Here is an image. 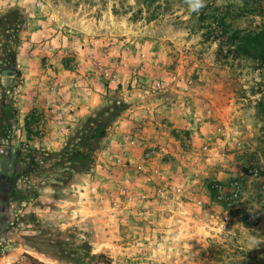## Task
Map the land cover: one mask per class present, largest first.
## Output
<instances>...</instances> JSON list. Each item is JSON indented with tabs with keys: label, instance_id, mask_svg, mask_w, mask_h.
I'll return each mask as SVG.
<instances>
[{
	"label": "rangeland",
	"instance_id": "1",
	"mask_svg": "<svg viewBox=\"0 0 264 264\" xmlns=\"http://www.w3.org/2000/svg\"><path fill=\"white\" fill-rule=\"evenodd\" d=\"M13 7L24 15L32 10H72L84 22L104 24L103 35L59 27L69 30L81 47L104 38L99 46H89L88 68L97 73L104 90L97 106L114 95L132 105L175 91L191 103L188 107L197 116L185 114L197 121L171 129L172 135H182L173 151L186 154L190 142L207 138L212 130L222 143V158L230 159L236 175L223 182L200 180L201 184L198 175L179 178L178 162L192 158L176 160L157 147L144 148L142 159L152 150V158L169 166L168 174L152 171L145 158L136 165L129 153L133 143L117 137L113 124L93 169L75 176L66 189L52 186L59 174L48 168L51 161L43 164L44 171L15 179L25 162L15 163L16 150L24 158L54 150L70 123L78 119L69 115L70 107L61 104L62 98L54 96L50 71L54 63L48 52L52 43L40 38L41 27L26 22L17 48L20 76L0 74V84L17 111L16 130L0 138V247L7 251L0 264L17 263L24 252L47 264H59L20 245L21 236L35 234L39 228L54 233L70 229L74 246L89 241L92 254L110 259L93 264L264 262V251L242 249L222 230L202 238L197 227L201 216L219 214L213 206L240 212L242 204L240 215L247 226L257 219L264 221V63L246 57L240 39L264 31V0H206L198 13L189 12L184 0H0V14ZM73 59L61 62L69 67ZM157 81L159 88L154 85ZM224 114H229L227 123L218 120ZM180 167L186 169L183 163ZM231 181L240 185L243 198L227 209L216 202L210 185ZM31 188L36 189L34 199L24 197ZM12 190L24 200L9 198ZM196 207L203 213L195 214Z\"/></svg>",
	"mask_w": 264,
	"mask_h": 264
},
{
	"label": "crops",
	"instance_id": "2",
	"mask_svg": "<svg viewBox=\"0 0 264 264\" xmlns=\"http://www.w3.org/2000/svg\"><path fill=\"white\" fill-rule=\"evenodd\" d=\"M26 15V14H25ZM84 17H77L72 10H32L26 15L27 25H35V27H41L43 29L40 32H46L50 37L51 32L54 28L57 27H70L75 29L83 34H99L103 35L107 33V30H100V27H105L100 21L96 24L91 23L89 19ZM94 26L90 28V26ZM38 30V29H37ZM104 38H99L96 42H87L83 44L82 47L78 46L77 53L74 59L71 61L69 67H65L61 61H58L53 56L52 62L54 67L50 69L54 81V88L56 92L54 93L57 98H62L60 100L62 105L70 107V116L74 117L75 115L78 118L88 114L87 110L96 107L100 101L102 94L104 92L102 83L97 77V73L88 68L89 57L91 56V49L89 46L94 45L95 47L101 44V41ZM53 46L57 45V39L51 41ZM98 43V44H97ZM88 45V46H87ZM94 49V48H93ZM94 51V50H93ZM95 52V51H94ZM173 93V94H172ZM174 92L168 93H159L156 96L148 97L147 99L137 100L135 103L130 105L129 109L126 110L114 123L111 129H114L115 135L123 140L129 138L133 145L130 146V155L132 159L140 165L144 160L142 159V150L147 147H157L162 153L174 155L176 160L178 156L182 159L192 158V160L178 162L176 171L179 178L198 175V184L200 180L210 181H227L230 177L236 175V168L231 163L228 157L222 158V143L217 139L215 134L212 133V130L208 132L207 138L197 137L195 142L192 144L190 142L191 148L187 153L183 154L177 151H173L175 144L180 140L182 135L178 136V133L171 134L172 128L183 127L186 123L191 121L195 124L196 117H191L185 113L195 114L193 108L188 107L189 104L187 101L182 100L180 96L174 94ZM178 97L181 99V103L178 100ZM63 98L65 100H63ZM68 101V102H67ZM201 113V108L198 109ZM87 112V113H86ZM226 115V120L224 118ZM218 119L221 123H227L229 114H224ZM198 116L201 118V114ZM75 120V119H74ZM78 119L75 120V122ZM75 122L70 123L69 127L71 128ZM218 123V122H217ZM178 132V130H175ZM213 134L212 137H209V134ZM65 136V134H64ZM63 136V137H64ZM216 137V138H215ZM194 141V140H193ZM63 140L60 142L59 146L54 147L55 151L57 150ZM203 143L206 146H210V149H207L206 146H203ZM206 147V148H204ZM173 148V149H172ZM212 148V149H211ZM205 149V150H203ZM187 155V156H186ZM165 156V155H164ZM168 157V156H167ZM152 162L145 161V165H149L151 170L158 172L159 169L163 175L168 174L167 169L169 166L165 162H161L155 158H151ZM186 167L182 169L180 164ZM146 165V166H147ZM156 166V167H155ZM158 168V169H157ZM175 170V169H174ZM235 170V172H234ZM238 172V171H237ZM172 174L171 172H169ZM181 174L183 175L181 177ZM195 182V181H194ZM203 183V182H202ZM219 207L213 206L214 211L219 214H214L211 217L201 216L197 221L198 230H201L202 238L205 235H211L221 230L225 232L227 239H234L237 242L241 243L242 249H257L264 251V221L262 219H257L254 224L244 222L241 218L240 212L243 211L242 204L240 212L236 210L222 211L218 209ZM195 214L203 213V211L197 207L194 209ZM199 217V216H198ZM215 231V232H214ZM229 235H234L229 237ZM251 251V250H250Z\"/></svg>",
	"mask_w": 264,
	"mask_h": 264
},
{
	"label": "trees",
	"instance_id": "3",
	"mask_svg": "<svg viewBox=\"0 0 264 264\" xmlns=\"http://www.w3.org/2000/svg\"><path fill=\"white\" fill-rule=\"evenodd\" d=\"M26 25V17L18 8L13 7L0 14V70L3 75L8 71L14 72L19 77L18 70V44L20 34ZM242 48L246 57L264 63V31L250 32L240 37ZM12 75V76H13ZM130 104L121 96L114 95L106 98L101 105L92 108L88 114L78 118L71 128L66 129L63 144L55 151L41 152L40 156L24 158L19 150L15 151V163L25 160L19 169L15 179L28 178L35 173L44 171L43 164L51 161L50 168L55 171L56 178L52 186L64 190L69 187L75 176L89 173L96 161V156L102 149L109 128L118 121L120 116L128 110ZM16 108L12 101L6 97L5 89L0 84V138H5L8 133L16 130ZM26 131L30 133L26 126ZM23 157V158H22ZM27 160V161H26ZM36 189L31 188L24 197L36 198ZM12 200H24L22 195L12 190L9 193ZM31 220L38 221L34 216ZM70 229L54 233L45 228H39L35 234L21 236V246L28 252L35 253L44 258L56 261L59 264H93V262L107 263L109 258L102 254H92L89 241L81 240L77 246L70 242L73 237ZM69 234V235H68ZM71 234V235H70ZM7 251L0 247V256L6 255ZM14 264H47L32 255L24 252L22 259ZM257 264H264L258 262Z\"/></svg>",
	"mask_w": 264,
	"mask_h": 264
},
{
	"label": "built area",
	"instance_id": "4",
	"mask_svg": "<svg viewBox=\"0 0 264 264\" xmlns=\"http://www.w3.org/2000/svg\"><path fill=\"white\" fill-rule=\"evenodd\" d=\"M39 36L41 39L50 42L54 38L57 39L58 43L56 46H53L51 44L48 47V51H51L52 52L51 54L57 60L69 61L76 56L77 48H78L77 45L78 40L69 30H64L62 28L57 27L54 28L53 32H51L50 37L46 36L44 32H40ZM154 85L156 88H159L160 82L157 81L154 83ZM153 154L154 152L152 150H147L143 154V157L146 160H149L152 158ZM210 187L214 192V199L216 200V202L220 203L222 206H224L227 209L234 208L237 201H240V199L243 198L240 185H238L236 181H231L226 184H221L220 182H213L210 185ZM250 217L253 216L250 215Z\"/></svg>",
	"mask_w": 264,
	"mask_h": 264
},
{
	"label": "clouds",
	"instance_id": "5",
	"mask_svg": "<svg viewBox=\"0 0 264 264\" xmlns=\"http://www.w3.org/2000/svg\"><path fill=\"white\" fill-rule=\"evenodd\" d=\"M189 12L198 13L206 7V0H184Z\"/></svg>",
	"mask_w": 264,
	"mask_h": 264
},
{
	"label": "water",
	"instance_id": "6",
	"mask_svg": "<svg viewBox=\"0 0 264 264\" xmlns=\"http://www.w3.org/2000/svg\"><path fill=\"white\" fill-rule=\"evenodd\" d=\"M0 74H4L2 70H0ZM6 74H7L8 76H12V75L14 74V72H10V71H8Z\"/></svg>",
	"mask_w": 264,
	"mask_h": 264
}]
</instances>
